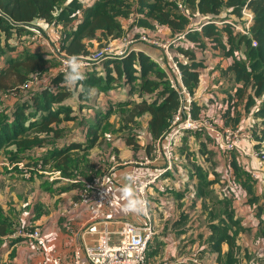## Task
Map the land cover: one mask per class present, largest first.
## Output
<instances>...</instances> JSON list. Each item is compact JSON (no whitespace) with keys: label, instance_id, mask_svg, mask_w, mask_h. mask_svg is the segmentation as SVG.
<instances>
[{"label":"crops","instance_id":"1","mask_svg":"<svg viewBox=\"0 0 264 264\" xmlns=\"http://www.w3.org/2000/svg\"><path fill=\"white\" fill-rule=\"evenodd\" d=\"M225 14L226 11H222L218 16ZM203 18L205 16L197 17L195 24H200ZM128 21H122L124 29L128 27ZM36 22L40 26L31 24L30 28L48 27V24L42 21ZM30 31L32 32L31 29ZM45 33H49L45 40L52 42L50 29ZM31 35L35 46L38 42L33 34ZM92 43L96 46L95 42ZM109 44L113 45V52L122 50L120 40ZM44 50L47 52V48L42 51L45 52ZM131 50L142 51L161 69L167 71L164 53L158 48L138 43ZM218 51H214V55L206 53L208 61L206 67L200 71L199 84L193 96L194 102L203 107L200 115L215 118L219 126L249 131L250 126L256 123L253 111L257 104L248 112L244 110L243 104L248 91L242 99L236 96L240 85L234 83L232 76L226 71L231 59L221 56ZM4 61L0 62V66ZM96 70L103 75V67L102 70ZM220 74L223 80H226L225 83L220 81ZM41 78L45 79L42 75ZM119 87L120 92H99L94 101L91 98L94 103H90L89 98L95 89H90L87 100L81 102L82 109H78L84 112L83 116L79 118L77 113H74L77 115L75 121L59 125V128H63L59 136L51 137L30 155L21 153L20 161L12 163L5 159L9 152L15 151V146L0 150V209L2 217L11 225L8 234L0 235V264H53L51 259H58L59 264H73L74 254H81L84 245L95 241V234L85 231L91 222L90 215L80 203L79 187L73 186L79 180L87 182L92 177L107 175L106 189L111 190L112 194H108L112 205L97 221V226L101 228L106 225L112 234L111 242L117 241V233L123 222L145 224L141 214L123 211L124 202L118 199V189L127 182L125 177L133 170H144L140 178L142 179L163 171L167 163L163 156H155L152 150L155 140L151 141L145 132L142 133L140 142L132 141L130 145L126 143V136L121 133L123 131L119 132L123 122L117 113L119 108L116 105L128 99L133 100L128 94V87ZM16 105L17 102L11 100L9 104L0 106V112L9 113ZM110 106L114 110L107 120L110 128L102 133L100 128L106 121L96 116L103 114ZM92 108L97 111L95 114H85V111L88 112ZM72 109L75 111L74 107ZM83 117L91 118V122L82 124ZM148 119L149 115L145 114L137 123L144 128ZM94 124H99V129L96 131L95 141L88 148L91 135H86V132ZM203 141L201 137H184L172 168L164 172L156 183L146 190L154 231L147 248L148 261L150 264H159L181 255L188 256L183 254L189 252H197L205 264H218L217 253L212 250L208 240L211 234L209 226L211 223L218 224L221 218L225 219L221 213L218 217L216 215L224 206L222 202L226 200L230 209H234V219L237 218L243 228L236 238L239 247L237 264H264V240L258 226L260 221H264V164H260L255 157L245 156L240 152H233L225 157L214 154L206 158L203 155L204 149H200ZM147 142H150L149 147L145 145ZM134 145L136 147H133ZM205 146L206 149L210 148L208 143ZM241 146L250 149V145L243 140ZM262 148L264 149V146ZM59 150H67L69 159L78 161L76 169H68L71 177H63L58 170L53 169L54 159L43 164L40 162L41 156H49L53 151ZM232 156L240 172L245 175L236 177L230 166H227ZM33 157L36 158L32 159ZM195 166H199L207 180H222L221 186L214 184L202 187V179L195 172ZM95 174L98 175L94 176ZM248 176L252 180L249 181ZM243 182L251 185L252 195L246 193L242 187ZM252 196L256 199L249 203L248 199ZM211 206H214V218L209 216ZM16 228L40 229L43 241L41 251L34 252L25 242V238L12 239L11 235ZM227 249L228 246L223 244L222 254ZM81 264H88L83 256Z\"/></svg>","mask_w":264,"mask_h":264},{"label":"trees","instance_id":"2","mask_svg":"<svg viewBox=\"0 0 264 264\" xmlns=\"http://www.w3.org/2000/svg\"><path fill=\"white\" fill-rule=\"evenodd\" d=\"M177 1L182 2L185 13L177 9ZM243 9L252 14L247 36L234 31L229 24L210 22L231 20L234 24L242 25ZM222 11H226V14L219 17ZM190 13L207 17L200 24L194 25L190 20ZM123 20H129L127 31L122 25ZM36 21H42L48 24V27L54 22L63 36L60 50L67 56L88 55L92 52V42L96 43L98 49L105 45L110 46L109 43L120 40L127 35L128 29L133 28L153 32L157 26L164 27L168 31V40L182 35L183 38L176 41L171 50L178 64L181 83L192 95L191 115L194 118L199 116L203 109L202 106L196 105L193 97L199 84L200 71L206 67L207 54L214 55V51L219 50L221 56L231 59L226 71L232 76L233 82L240 85L236 96L242 99L248 91L243 104L244 110L248 112L257 104L253 111L256 123L250 126L249 131L258 142L255 148H258L260 143L264 144V0H0V58L5 53L9 54L0 66V95L7 97L10 92L20 93L30 85L33 76L45 77L52 74L46 85L36 92V89H27L25 99L17 102L16 107L9 113L0 112V150L15 146V151L9 152L5 157L9 162L20 161L21 153L30 155L51 137L59 136L63 130L59 125L75 121L77 118L72 103H67L75 100L81 110L83 103L80 102L87 100L90 89L105 93L120 85L128 87V94L133 100L128 99L116 105L119 108L117 113L123 122L118 130L123 131L121 133L126 136L128 145L132 141L140 142L144 132L151 141L164 136L178 107L177 95L169 84L170 66L166 57L167 71H164L142 51L131 50L123 57L102 61L100 65L103 67V75L99 74L94 66L84 70L83 81L75 87L68 86L64 81L69 70L65 74L59 73L58 61L55 58H50L46 51L39 50L36 44L31 49L24 45V41L30 36V25ZM205 21L210 23L204 24ZM190 26H200V30L188 31ZM17 41L20 46H17ZM138 43L140 42L135 44ZM172 79L175 80L173 77ZM11 95L10 93L9 96ZM113 111L110 106L100 116L102 121H106L100 128L102 133L109 130L110 124L107 120ZM145 114L149 115V119L144 128H141V124L138 125L137 122ZM101 120L98 121L99 124ZM99 124L92 125L86 132V135H91L88 148L97 137ZM188 136L201 137L204 140L200 149H204L203 155L206 158L214 154L225 157L211 146V136L202 131L187 132L180 136L175 146L176 154L181 150L183 138ZM206 143L210 145L209 149H206ZM145 145L149 147L150 142ZM66 151H53L49 156L47 154L37 158L42 164L54 159L53 169L58 170L63 177H71L68 169H76L78 161L69 159ZM227 166H230L236 177L244 174L240 172L233 156ZM194 168L202 179V187L214 184L221 186L222 180H207L199 166ZM248 180H252L250 176ZM82 181L85 180H79L73 186L80 189ZM242 187L248 195H252L250 184L243 182ZM255 199L252 196L248 202ZM222 203L224 206L216 217L221 213L226 220L218 218V224H210L211 234L208 240L212 250L217 253L218 264H237L239 247L236 238L243 228L239 220L234 219V209H230L229 202L224 200ZM213 210L214 206H211V218H214ZM258 226L264 240V221H260ZM10 227L2 217L0 209V235L8 234ZM223 244L228 246L224 254L221 252ZM191 256L200 258L197 252Z\"/></svg>","mask_w":264,"mask_h":264},{"label":"built area","instance_id":"3","mask_svg":"<svg viewBox=\"0 0 264 264\" xmlns=\"http://www.w3.org/2000/svg\"><path fill=\"white\" fill-rule=\"evenodd\" d=\"M176 6L181 13H185L182 2L177 1ZM241 13L244 19L242 25L234 24L231 20H225L224 22H210L219 25L221 23L229 24L234 31L247 36L251 24V15L246 9H243ZM205 18L203 19L206 20ZM210 22L205 21L204 24ZM30 29L37 42L48 49L47 53L49 54V57L55 58L58 61L57 71L65 74L69 70L66 63L69 56L60 50L63 45L61 42L63 36L58 27L52 22L49 27L46 28L47 30L50 29L53 36L52 42H47L45 40L49 33H45L44 35V29L35 27ZM194 30H200V26H197L196 28L190 26L188 28V31ZM182 38L183 36L180 35L175 39L159 42L148 38L147 35L144 34L139 35L134 40L122 37L120 39L122 50L119 52H113L111 47L106 45L96 51L90 52L86 56L79 57L84 66L83 70H87L99 65L102 61L114 57H123L132 49L135 43L140 42L149 44L161 50L169 63V84L170 88L177 95L178 107L172 116L169 127L164 136L153 141L152 144V150L155 156H163L167 166L163 171H159L154 175L140 179L135 186L137 194L147 201V188L154 185L164 172L169 171L172 168L175 159V146L178 144L177 142H179V137L187 132H206L211 136V146L221 154L228 155L232 152H240L245 156H253L259 160L260 164H264V149L262 148L264 144L260 143L259 147L255 148V145L258 142L255 141L250 131L219 126L215 118L204 114L195 118L192 117L191 106L193 98L187 88L181 83L178 64L174 59L171 50V46ZM172 77L177 81L173 80ZM242 140L250 145L249 150L241 146ZM106 180L107 175H100L92 178L90 181L83 182L79 189L80 203L88 211L91 220L85 231L95 234L96 239L92 244L84 245L81 254H74L73 264H81L82 256L88 264H150L146 258V250L154 231L151 224L149 208L146 214H141L144 216L145 224L138 225L128 221L123 222L117 233L118 239L116 242H111L110 237L112 234L107 229L106 225L98 228L97 221L105 215L106 209L112 205V200L109 194H106ZM161 190H163V188ZM11 238H25L27 245L36 253L40 252L43 247L41 232L38 228L28 230L16 228L12 233ZM50 261L53 264H59L58 259H51ZM159 264H200V262L195 256H179L170 260H164Z\"/></svg>","mask_w":264,"mask_h":264},{"label":"rangeland","instance_id":"4","mask_svg":"<svg viewBox=\"0 0 264 264\" xmlns=\"http://www.w3.org/2000/svg\"><path fill=\"white\" fill-rule=\"evenodd\" d=\"M86 1H89V0H86ZM250 15H252V14H250ZM190 20H191V22L195 25V23L197 22L196 21V19H197V17H199L198 15H195V14H193V13H190ZM252 17V16H251ZM129 22V21H128ZM128 22H126V24H128ZM33 25H37V26H40V25H38V22H35V23H32ZM43 26V25H42ZM41 26V27H42ZM127 28L128 27H126L125 29H126V31H127ZM43 29H44V31L45 32H49V30H47L45 27H43ZM44 32V33H45ZM31 34H33V32H30V36H29V39L28 40H25L24 41V45L27 47V48H29V49H31L32 47H33V45H34V43H35V41L34 40H32V35ZM138 34V36L139 35H142V34H144V35H147V37L148 38H150V39H153V40H157V41H159V42H165V41H167L168 40V32L167 31H165V28L164 27H161V26H157V27H155L154 29H153V32H145V31H141V30H139V29H136V28H133V29H128V32H127V35H125V36H123L124 38H126V39H132V40H134L135 39V36ZM137 38V37H136ZM117 42V41H116ZM17 43V46L19 45L20 46V43H19V41H17L16 42ZM22 44H23V42H22ZM106 46V45H105ZM112 46L113 45H110V47H111V49H112ZM36 47L39 49V50H43V49H45L46 47L44 46V45H41V44H36ZM103 47V46H102ZM101 47V48H102ZM109 47V48H110ZM100 49V48H99ZM96 50H98V47L97 46H93L92 48H91V50L90 51H96ZM45 51V50H44ZM47 51H48V49H47ZM218 53L220 54V51H218ZM211 55V54H210ZM7 57H9V54L8 53H5L4 55H3V57L2 58H0V62H3ZM212 57V56H211ZM104 62V61H103ZM92 68H94V67H92ZM95 68H98L99 70H102V67H101V65L99 64V65H97V66H95ZM50 76H52V74L50 73V75H48V76H45L44 78L45 79H42L41 78V75H36V76H33V80H32V82L31 83H29L30 85H28L27 86V88H25V89H23L20 93H17V94H14V92H10L12 95L11 96H9L10 95V93L7 95V97H6V95L5 96H2V95H0V106H4V104H9L10 103V101L12 100L13 102H19V101H22L23 99H25V94L28 92V90L27 89H29V91H32V90H35V92L37 91V90H39L41 87H43V86H45L46 85V83H47V80H48V78L50 77ZM216 80V79H215ZM221 80H223V77H222V75L220 74V81ZM225 79L223 80V83H225ZM215 84H216V82H214ZM220 83V85H221V82H219ZM217 85V84H216ZM121 87H115V88H113V89H111L110 91L111 92H120L121 90ZM92 96H90V98H89V102L90 103H94V102H92L91 100L93 99V101L95 100V98L97 97V95H99V92L98 91H92ZM92 98V99H91ZM70 103H72V105H73V107L75 108V113H77V115H78V117L79 118H81V116H83V114H84V112L83 111H78V104L79 103H77V102H75V100H71L70 101ZM81 103V102H80ZM218 104H221V103H218ZM87 106V105H86ZM98 109H100V108H98ZM97 110V109H96ZM97 111H95V108H92L91 110H89L88 112H86L85 111V114H91V115H93V113L95 114ZM102 114H99V115H97L96 116V118L99 116H101ZM205 115V114H204ZM101 118V117H100ZM88 120V121H87ZM88 122H91V118H86V117H83V119H82V124L84 123L85 125H87L88 124ZM80 123V124H81ZM79 126V125H78ZM239 129H241V128H239ZM178 143V142H177ZM247 150H249L248 149V147H247ZM175 155H177L176 153H175ZM183 255H189V256H191V255H195V252H189V253H186V254H183ZM182 256V255H181ZM198 260H199V262H200V264H205L204 263V261H203V259H201V258H198V257H196Z\"/></svg>","mask_w":264,"mask_h":264},{"label":"clouds","instance_id":"5","mask_svg":"<svg viewBox=\"0 0 264 264\" xmlns=\"http://www.w3.org/2000/svg\"><path fill=\"white\" fill-rule=\"evenodd\" d=\"M69 71L67 76L65 77L64 83L68 86L75 87L79 82L85 79L84 74V66L82 64L81 59L72 55L67 58L66 61ZM143 171L141 169L133 170L128 173L125 177L127 181L122 187L118 189V199L122 200L123 203V211L125 213H135V214H146L148 210V201L141 198L137 194L136 184L143 175ZM111 193V190L106 189V194ZM112 194V193H111Z\"/></svg>","mask_w":264,"mask_h":264}]
</instances>
